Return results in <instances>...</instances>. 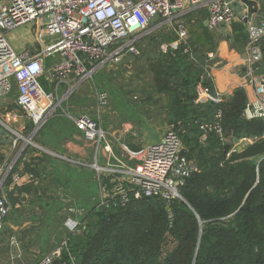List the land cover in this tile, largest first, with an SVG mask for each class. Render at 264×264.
Instances as JSON below:
<instances>
[{"label": "trees", "instance_id": "obj_1", "mask_svg": "<svg viewBox=\"0 0 264 264\" xmlns=\"http://www.w3.org/2000/svg\"><path fill=\"white\" fill-rule=\"evenodd\" d=\"M232 25L233 40L245 35L244 21ZM202 27L208 39L190 37L192 55L182 48L165 55L152 32L139 40L141 52L135 55L151 67L158 92L176 93L169 121L183 143V154L195 162L180 187L181 198L167 201L151 196L93 209L79 222L77 232L67 233L58 264H264V119L245 118L243 87L219 104L195 103L196 86L211 50L207 48L212 35ZM165 31L155 33L168 44L177 38L172 30L163 36ZM204 84L213 89L211 80ZM201 123L220 124L229 141L215 131L205 133ZM240 135L257 139L227 157ZM11 140L12 134L0 127V145ZM4 159L0 154V163ZM17 167L10 170L4 185H9ZM169 238L175 245L166 250Z\"/></svg>", "mask_w": 264, "mask_h": 264}, {"label": "built area", "instance_id": "obj_2", "mask_svg": "<svg viewBox=\"0 0 264 264\" xmlns=\"http://www.w3.org/2000/svg\"><path fill=\"white\" fill-rule=\"evenodd\" d=\"M201 8L207 9L212 29L238 21L232 0H0V100L10 95L15 86L17 104L38 130L62 108L63 101L58 98L60 87L70 86L66 93L71 94L74 87L91 81L99 69L140 54L139 40L155 28L171 27L177 38L169 46L192 55L184 16ZM21 27L35 31V41L41 48L35 52L29 48L16 49L8 33ZM247 27L246 61L252 67L263 60L259 42L264 38V18L259 23L250 21ZM48 59L57 60L48 66ZM41 78L50 84V91ZM204 80L213 81L207 68L197 83L195 103L209 98L221 103L225 98L213 92ZM250 83L254 97L247 101L244 116L248 120L264 119V73L253 76ZM106 99L107 95L102 93L99 102L105 104ZM221 116L219 110L216 117ZM70 118L96 146L93 167L100 178L103 175L107 178L106 183H100L98 207L126 205L151 196L167 201L181 198L180 187L193 168L175 131L168 130L157 143L140 149L122 146L125 162L113 151L109 133L97 120L87 114ZM200 128L205 133L215 131L221 140L228 141L218 123H201ZM250 140L246 138L247 142ZM21 179V173L12 174L13 183ZM10 210L0 185V234ZM67 225L70 231H78L79 222L69 219ZM15 245L19 255L21 249L18 243ZM61 252L62 247L57 248L38 264H52Z\"/></svg>", "mask_w": 264, "mask_h": 264}, {"label": "rangeland", "instance_id": "obj_3", "mask_svg": "<svg viewBox=\"0 0 264 264\" xmlns=\"http://www.w3.org/2000/svg\"><path fill=\"white\" fill-rule=\"evenodd\" d=\"M26 30V27H21L11 32L14 34H21ZM163 30H166L163 36L171 32L168 28ZM214 31L215 29L213 32ZM152 33L155 34L154 41H160V50L163 51L165 55H169L171 52L170 50H173V48L169 46L166 38L162 36L158 37L159 35H156L155 32ZM29 34L31 38H33L35 31L30 29ZM189 36L191 37L190 30ZM262 41L263 39L259 42L260 46ZM12 44L14 45L13 42ZM28 45V40H23V47H21L20 50L27 49ZM16 49L19 50L17 47ZM135 57L136 56L129 55L119 64L106 65L104 68L99 69L95 72L91 81L74 87L71 94L66 93L70 86L63 85L61 90L59 89V92H61L58 95V98L63 101L61 105L62 108L57 111L59 120L53 121L41 131H38L39 129L36 130L34 123L32 126V124L29 125V123L24 125L23 123H19V121L16 122L14 120L16 114L10 113L8 116H3L2 110L8 106H13V110H16V113L21 112L17 104V92L14 88L12 93L5 97V100L0 101V122L15 130L14 132L11 131L15 145L12 144L9 149L7 148V153H9V165L7 168H10L12 162L19 163L21 161L25 171L35 172L34 174H36L37 169H42L40 166L41 161L38 159L37 161L40 163L38 164L37 161H33L31 158L30 160L29 158L24 159L27 150L32 149V151H40L41 147L38 145L39 139L47 136L48 134L46 131L50 129L53 135L47 137L46 141L48 142L54 139V141L57 142L61 137H59V129H61V125L59 124L60 119L64 118L63 120L67 123V117H76L80 114L91 116L106 129L109 133V141L113 151L122 157L125 162H127V158L121 146L126 145L130 149H140L141 147L157 143L168 130L175 131L173 129V123L169 121V115L172 107L171 104L176 93L158 92L154 84V76L151 67L148 63ZM102 93L107 95L105 104L99 102V97ZM24 126L26 128H22ZM27 129H29V131H25ZM55 130L56 134L54 133ZM54 136L57 138H53ZM246 138L251 139L249 144L257 139V137L253 136L240 135L238 141L232 145L227 157L233 152L243 150L246 147ZM62 139L63 137H61V142ZM84 139L82 137L75 139L78 142V146L81 147L76 153H65L64 157L70 162L57 160L54 161V163L51 162L50 165L46 163L45 166L47 169L49 168V171L52 173H56L57 175L62 174L68 179L70 183L68 193L71 195V203L65 207L63 206L60 211H54L53 213V215L58 218L56 224L54 223L57 225V228L52 229L55 232L52 237L51 250L48 253L63 245L67 233L70 231L67 225L69 219L74 222H81L82 218L93 209L97 208L100 203V190H98L96 181V177L98 180V171L93 167L97 154L96 146L86 138ZM39 151L37 156L43 157ZM128 162L129 164L132 163V161ZM189 162L190 166L194 169L195 162L192 159H189ZM27 166L28 169L33 168V171H29ZM51 166L54 169H52ZM81 166L83 169L81 172H78V167ZM54 170H56V172ZM81 173L82 175H80ZM3 181L4 179L0 180L1 185ZM56 234L58 236H55ZM16 243L18 242L16 241ZM174 245L171 238H169L165 245V249H172ZM18 247L21 249L19 255H17L16 252L18 250L17 245L13 246L12 244L10 250L11 256L15 257H12V259L16 264L20 259V261H23L24 258H26L21 244H19Z\"/></svg>", "mask_w": 264, "mask_h": 264}, {"label": "crops", "instance_id": "obj_4", "mask_svg": "<svg viewBox=\"0 0 264 264\" xmlns=\"http://www.w3.org/2000/svg\"><path fill=\"white\" fill-rule=\"evenodd\" d=\"M252 1L257 3L258 11L253 14L251 21L259 23L261 19L264 18V13L262 12V10H264V0ZM232 2L238 15V21H236V23L241 21L246 23L243 31L245 35L236 40L231 38V35L235 34L233 29L234 26L232 24L229 26L222 25L215 29V33L213 32L214 29L210 28L208 24L209 14L206 8L191 12L189 13L190 15L186 14L184 19L188 26V30L191 32V37H194L195 40L208 39L204 37L202 26L207 27L212 35V39L210 38L208 41L209 47H205L207 49L211 48V50L208 52L203 67L209 69L212 74L213 81L211 82L213 83V92H218L222 97L226 98L233 93L235 88L243 87L246 90L248 101L254 97V89L250 85V80L253 76H259L264 73V58L257 67L248 66L246 57L248 55L249 34L247 25L249 21H245V18L248 15V8L241 0H232ZM166 28L170 29L171 27H159L155 28L153 31L157 33ZM29 31L30 29L27 28V30L21 34L10 32L8 33V37L19 50L23 47L22 41L28 40V48L35 52L41 47L40 44L35 41L34 36V39L31 38ZM260 47L263 50L264 56V38ZM56 60L57 59H48V66ZM43 81H45V79ZM45 85H48V87L51 88L47 81ZM5 99L6 98H3L0 101ZM207 100L213 101L211 98L202 99V101ZM12 110L13 109L5 107L2 110L3 116H8L10 113L16 114L14 116L16 122L19 121V123H23L24 125L29 123L33 126L32 120L25 115L23 110L18 113L15 112L16 110ZM58 116L59 115L56 114L54 117L50 118L38 131L44 130V128L50 123L59 120ZM63 119L64 118L60 119L59 123L61 125V129H59V137H63L62 142L61 137L57 142H55L54 139L47 142L46 138L53 135L51 129L47 130L46 133L48 135L39 139L38 145H40L41 150L32 151V149H29L26 153L27 157H24V159L29 158V160L31 158L33 161L39 159L41 164L39 161L37 162L42 169H37L36 174H34L35 172L32 173L25 171L21 161L19 163H11V169L13 166L15 167L19 164L17 172L21 173L22 179L17 184L13 183L11 178L9 185H4L7 176L5 174L7 170L10 169L7 168L9 165V153H7V151L9 147H11L10 145H15L14 140L9 141L7 144L0 145V154L5 156L3 162L0 163V178L4 179L3 184L1 185L2 192L5 198L6 195H9V205L11 207L10 213L5 221L3 233L0 235V264H16L12 259V257H15L10 254L12 244L14 246L16 241L21 244V247L26 254V258H24L23 261H20V259L17 264L39 263L51 250L52 237L55 232L52 229L57 228V225L55 224L58 219L53 213L54 211H60L63 206L65 207L66 205H69L71 203V195L68 193L70 187L68 179L62 174L57 175L56 173H52L49 171V168L47 169L45 166L46 163L50 165L51 162L54 163V161L57 160L67 162L68 160L64 157L65 153H76L79 148H81L78 146V142L75 139L78 137L85 138L83 132L76 127L69 117H67V123ZM0 127L10 134L11 131H15L13 128H10L1 122ZM22 128L26 127L24 126ZM54 133L56 134V130ZM53 138L57 137L54 136ZM248 144L249 142L246 141L245 146ZM38 151L41 152L43 157L37 156L39 154ZM78 168V172H81L83 169L82 166ZM52 169L54 168L52 167ZM54 171L56 172V170ZM80 175H82V173ZM104 178V175L101 178L98 175V180L96 177L98 190H100V183L103 182ZM4 188H8V191H5ZM55 236L58 235L56 234Z\"/></svg>", "mask_w": 264, "mask_h": 264}, {"label": "water", "instance_id": "obj_5", "mask_svg": "<svg viewBox=\"0 0 264 264\" xmlns=\"http://www.w3.org/2000/svg\"><path fill=\"white\" fill-rule=\"evenodd\" d=\"M242 2H243V4L248 8V15H247V17L245 18V21L247 22V21H251L252 20V16H253V14L255 13V12H257L258 11V6H257V3L255 2V1H252V0H241ZM259 65V63H257V64H255L254 66H258ZM255 163H259L258 161H256L255 160ZM0 185H1V183H0ZM4 190L5 191H8V188H4ZM6 200L8 201V203H9V200H10V197H9V195H6ZM59 263V261H58V259H56L54 262H53V264H58Z\"/></svg>", "mask_w": 264, "mask_h": 264}]
</instances>
